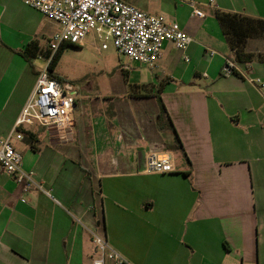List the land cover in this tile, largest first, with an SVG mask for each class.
<instances>
[{
    "label": "crops",
    "instance_id": "1",
    "mask_svg": "<svg viewBox=\"0 0 264 264\" xmlns=\"http://www.w3.org/2000/svg\"><path fill=\"white\" fill-rule=\"evenodd\" d=\"M125 2L192 41L184 51L165 43L155 68L133 63L128 93L108 104L83 110L76 93L71 130L24 128L36 142L23 134L13 145L41 189L23 192L0 169V264H92V234L120 264H264V90L245 79L264 80V39H249L255 58L222 75L233 54L214 16L264 19V0ZM46 20L0 0V143L41 70L32 59L46 65ZM151 153L172 171H148Z\"/></svg>",
    "mask_w": 264,
    "mask_h": 264
},
{
    "label": "built area",
    "instance_id": "2",
    "mask_svg": "<svg viewBox=\"0 0 264 264\" xmlns=\"http://www.w3.org/2000/svg\"><path fill=\"white\" fill-rule=\"evenodd\" d=\"M24 5L40 12L45 18L56 23L58 31L52 36L50 55L46 65L36 78L35 85L18 116L12 131L0 143V169L10 175L19 188L26 192L31 187L41 189L30 173L22 170V156L13 142L22 139L24 128L41 127L58 131L71 130L76 106V93L72 85L57 80L49 72L53 55L62 45L83 46L90 36L98 49L106 50L110 45L118 54L130 62L148 68H155L161 57L163 45L172 43L184 51L192 39L183 32L177 22L164 15L147 14L125 0H21ZM213 0H209L212 3ZM199 18L203 13L194 10ZM215 52L209 51L212 56ZM188 60V57H184ZM239 72L234 58L228 59L221 69L228 76ZM245 79L264 90V80L245 74ZM147 170L172 171L168 157L151 153L147 158ZM95 258L92 264H104L112 260L117 264L123 259L113 251L104 237L92 234Z\"/></svg>",
    "mask_w": 264,
    "mask_h": 264
},
{
    "label": "rangeland",
    "instance_id": "3",
    "mask_svg": "<svg viewBox=\"0 0 264 264\" xmlns=\"http://www.w3.org/2000/svg\"><path fill=\"white\" fill-rule=\"evenodd\" d=\"M46 21L51 31L56 33L55 24ZM97 46L90 36L84 40L83 46H67L53 70L55 77L70 83L75 93L82 96L81 107L83 104L82 109L86 111L92 103L108 104L112 94L128 93L129 87L125 80L127 77L132 79L134 69L133 62L118 54L112 45L106 50L98 49ZM32 62L40 69L44 66L43 60L37 58L32 59Z\"/></svg>",
    "mask_w": 264,
    "mask_h": 264
},
{
    "label": "trees",
    "instance_id": "4",
    "mask_svg": "<svg viewBox=\"0 0 264 264\" xmlns=\"http://www.w3.org/2000/svg\"><path fill=\"white\" fill-rule=\"evenodd\" d=\"M214 16L219 23L222 34L224 35L225 40L233 54L234 60L239 64L250 63L255 56L252 53L246 52V44L249 39H264V19L253 18L222 10H215ZM69 45L70 44L62 45L61 48L53 55L49 64V72L52 75L64 49ZM49 55L50 53H46L44 57L47 59ZM259 59L264 61V57L262 56ZM55 78L57 80H63L58 77ZM22 133L24 134L27 142L34 145V142H36L35 135L31 131H26L24 129L22 130ZM175 148L182 152V146L179 141H177Z\"/></svg>",
    "mask_w": 264,
    "mask_h": 264
}]
</instances>
